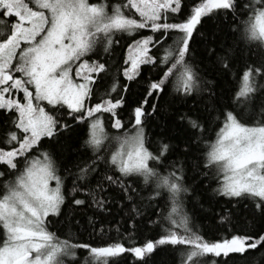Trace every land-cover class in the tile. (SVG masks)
I'll return each mask as SVG.
<instances>
[{
  "label": "snow or ice",
  "instance_id": "1",
  "mask_svg": "<svg viewBox=\"0 0 264 264\" xmlns=\"http://www.w3.org/2000/svg\"><path fill=\"white\" fill-rule=\"evenodd\" d=\"M162 252L264 264V0H0V264Z\"/></svg>",
  "mask_w": 264,
  "mask_h": 264
},
{
  "label": "trees",
  "instance_id": "2",
  "mask_svg": "<svg viewBox=\"0 0 264 264\" xmlns=\"http://www.w3.org/2000/svg\"><path fill=\"white\" fill-rule=\"evenodd\" d=\"M93 2H95V0H93ZM144 34H151V33H148V32L145 31ZM125 39H127V37H125ZM121 44L126 47V44H125V41L124 40H121ZM121 51H122L121 48H117V53H120ZM225 87H228V85L225 84ZM139 92H140V89L137 88V87H135V86H133L131 92L128 94V102L130 104H132L133 107L135 106L134 101L139 98ZM169 99H171V98L169 97ZM192 104H193V101L192 100H189L188 101V107H191ZM180 110L181 111H185L186 109L181 108ZM129 111L130 110H129V108H128L127 105L121 110V115L123 116V122L125 124H127V122H128V114H129ZM164 123H165V116L164 115H161L159 117H156L155 118V122L149 125V135L152 136L153 139L156 138L155 135H154L155 133L176 134L177 128L175 126H172L171 124H169L168 128L166 129V128L163 127ZM105 130L109 134H113L114 131H115V130L111 129L108 126L107 119H105ZM210 135L214 139V136H215L214 132L210 133ZM75 140H76V137L75 136H72L69 142L74 144L75 143ZM104 147L105 148L114 149L116 147V145H115V142H113L112 144H107L106 143L104 145ZM213 187H215V184H213ZM217 211H219L218 208H217ZM194 222L197 225H199L201 221H200L199 218H196L194 220ZM51 230L53 232H56V228H51ZM145 235L147 236L149 234L146 232ZM169 259H170V257L168 255H166L165 253H163V252L161 254H159L157 257H155V260H156L157 264H162V262L167 261ZM129 264H131L130 259H129ZM209 264H211V261L210 260H209Z\"/></svg>",
  "mask_w": 264,
  "mask_h": 264
}]
</instances>
